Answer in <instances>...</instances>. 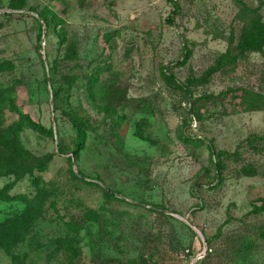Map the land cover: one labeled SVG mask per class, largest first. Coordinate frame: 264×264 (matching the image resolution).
I'll return each mask as SVG.
<instances>
[{"label":"rangeland","instance_id":"1","mask_svg":"<svg viewBox=\"0 0 264 264\" xmlns=\"http://www.w3.org/2000/svg\"><path fill=\"white\" fill-rule=\"evenodd\" d=\"M17 1L0 264H264V0Z\"/></svg>","mask_w":264,"mask_h":264},{"label":"trees","instance_id":"2","mask_svg":"<svg viewBox=\"0 0 264 264\" xmlns=\"http://www.w3.org/2000/svg\"><path fill=\"white\" fill-rule=\"evenodd\" d=\"M19 1L22 2V0H18L17 1V4H19ZM179 88L180 89H183V91H186V88L183 87V86H179ZM9 103H10V105H12L11 102H9ZM22 119L25 121L26 126L28 128H30L31 130H33V131H43V133H44L45 130L42 129L37 124L31 122L26 117H23ZM71 123H72L71 124L72 125V128L75 131L76 136H77V142H76L75 148L73 150L67 151L65 153L75 154V152L77 151L76 150L77 147H79V145H81L82 132H81V129H80L79 125L76 122H71ZM18 125L19 124H16L15 123L13 127L16 128ZM11 135L12 134H9L8 133V128H6V129L3 130V136L4 137L7 138V137H10ZM17 175L20 176V174H17ZM89 216H91V213L90 212H89ZM92 216H93V213H92ZM28 219L29 218H26L24 220L25 223L23 222L25 224V226L29 225V223H30V222L27 221ZM10 224H14V225L17 224L16 227L18 228V226H19V220H18V218H16V217L9 218V219H7V222H5L4 224H2L0 226V239L2 240V241H0V244H1V247L2 248H5V249L9 248L10 247L9 245H13L17 241V239L13 238V233L12 232H10V234L8 235V230L6 228ZM67 227H69L68 229H71V226L68 225ZM17 234L18 233H16V235Z\"/></svg>","mask_w":264,"mask_h":264},{"label":"water","instance_id":"3","mask_svg":"<svg viewBox=\"0 0 264 264\" xmlns=\"http://www.w3.org/2000/svg\"><path fill=\"white\" fill-rule=\"evenodd\" d=\"M192 264V263H191Z\"/></svg>","mask_w":264,"mask_h":264}]
</instances>
